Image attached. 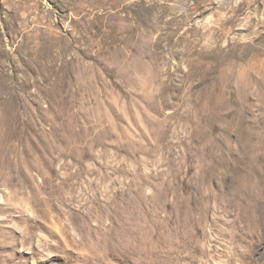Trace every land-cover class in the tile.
I'll return each mask as SVG.
<instances>
[{
	"label": "rangeland",
	"instance_id": "rangeland-1",
	"mask_svg": "<svg viewBox=\"0 0 264 264\" xmlns=\"http://www.w3.org/2000/svg\"><path fill=\"white\" fill-rule=\"evenodd\" d=\"M0 264H264V0H0Z\"/></svg>",
	"mask_w": 264,
	"mask_h": 264
}]
</instances>
